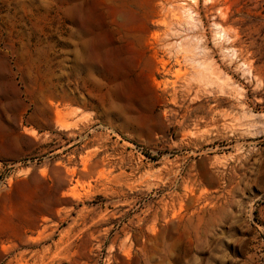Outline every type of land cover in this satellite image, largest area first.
Listing matches in <instances>:
<instances>
[{
  "label": "rangeland",
  "instance_id": "obj_1",
  "mask_svg": "<svg viewBox=\"0 0 264 264\" xmlns=\"http://www.w3.org/2000/svg\"><path fill=\"white\" fill-rule=\"evenodd\" d=\"M0 264H264V0H0Z\"/></svg>",
  "mask_w": 264,
  "mask_h": 264
}]
</instances>
